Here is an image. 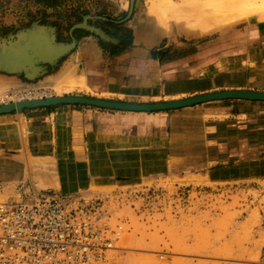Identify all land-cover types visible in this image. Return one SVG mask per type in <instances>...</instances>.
<instances>
[{"label": "crops", "instance_id": "obj_1", "mask_svg": "<svg viewBox=\"0 0 264 264\" xmlns=\"http://www.w3.org/2000/svg\"><path fill=\"white\" fill-rule=\"evenodd\" d=\"M153 4L152 14L160 6ZM136 11L123 27L132 43L123 36L117 53L83 37L64 59L56 33L39 26L8 38L0 48V94L68 82L86 97L138 104L264 93V23L239 22L211 34L203 21V32H192ZM150 178L226 186L264 180V102L216 101L160 113L59 105L0 115L2 203ZM122 264L144 259L125 254ZM172 264L196 263L177 257Z\"/></svg>", "mask_w": 264, "mask_h": 264}, {"label": "rangeland", "instance_id": "obj_2", "mask_svg": "<svg viewBox=\"0 0 264 264\" xmlns=\"http://www.w3.org/2000/svg\"><path fill=\"white\" fill-rule=\"evenodd\" d=\"M118 1L0 0V48L13 35L39 26L56 33L64 45V59L75 52L78 39L83 37L96 39L102 48L117 53L123 48L119 47L120 38L132 43V34L123 27L134 21L137 8L162 25L203 32L204 16L182 0L162 3L153 14L151 9L157 5L152 0H135L134 4L124 0L126 11L122 12L123 4ZM258 14L263 16L264 12ZM256 22L264 20L253 17L237 23ZM237 23L207 25V29L220 34ZM68 83L66 88H36L45 90L48 98L85 96L77 91L80 85ZM81 195L100 200L111 224L124 226L117 264H122L125 254L144 259V264H172L177 257L196 264H264V180L226 186L150 178L111 188L93 187Z\"/></svg>", "mask_w": 264, "mask_h": 264}, {"label": "built area", "instance_id": "obj_3", "mask_svg": "<svg viewBox=\"0 0 264 264\" xmlns=\"http://www.w3.org/2000/svg\"><path fill=\"white\" fill-rule=\"evenodd\" d=\"M48 98L30 88L0 94V107ZM125 229L100 200L32 192L0 204V264H117Z\"/></svg>", "mask_w": 264, "mask_h": 264}, {"label": "water", "instance_id": "obj_4", "mask_svg": "<svg viewBox=\"0 0 264 264\" xmlns=\"http://www.w3.org/2000/svg\"><path fill=\"white\" fill-rule=\"evenodd\" d=\"M135 0H132L134 4ZM133 11L130 12L132 16ZM226 100H246L254 102H264V93L250 92V91H225L212 93L202 96H197L184 100L162 102V103H125L108 101L96 98H89L85 96H64V97H49L46 99L32 100L11 104L0 107V115L11 114L14 112L23 114L26 109L49 108L59 105H81L97 109L122 111L131 113H160L173 110H181L189 107L202 105L205 103L226 101Z\"/></svg>", "mask_w": 264, "mask_h": 264}, {"label": "bare ground", "instance_id": "obj_5", "mask_svg": "<svg viewBox=\"0 0 264 264\" xmlns=\"http://www.w3.org/2000/svg\"><path fill=\"white\" fill-rule=\"evenodd\" d=\"M152 1H156L158 5H161L162 3H168V4L172 3L174 0H152ZM182 1L186 6L196 7L200 10V13H202V15L205 18L206 26L207 25L222 26L232 23L234 24L237 23L238 21L251 18L257 15L258 13L264 12V0H182Z\"/></svg>", "mask_w": 264, "mask_h": 264}]
</instances>
